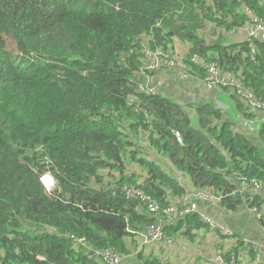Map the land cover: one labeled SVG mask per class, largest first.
<instances>
[{"label":"trees","instance_id":"16d2710c","mask_svg":"<svg viewBox=\"0 0 264 264\" xmlns=\"http://www.w3.org/2000/svg\"><path fill=\"white\" fill-rule=\"evenodd\" d=\"M253 17L264 0H0V264H107L92 253L106 248L121 264H185L181 240L199 261L202 211L232 232L223 261L264 264V39L229 40ZM175 40V70L144 68ZM194 54L258 105L230 86L174 97L180 68L206 74ZM221 92L236 113L215 105ZM191 189L218 199L171 222ZM155 227L160 246L142 243Z\"/></svg>","mask_w":264,"mask_h":264},{"label":"built area","instance_id":"2783aa9c","mask_svg":"<svg viewBox=\"0 0 264 264\" xmlns=\"http://www.w3.org/2000/svg\"><path fill=\"white\" fill-rule=\"evenodd\" d=\"M245 13L248 15H251V11L248 9H244ZM246 31L248 33L249 37H261L262 39H264V21H262L261 19L257 18V17H253L252 18V22L250 23V25H248L246 27ZM162 53L158 50H146L145 51V57L146 60H148V62L145 65V69H156L159 68L160 65L162 66H169L170 69L175 70V62H177V58H175L174 60H165L162 59L161 57ZM160 58L164 61L160 62ZM192 62L198 63L200 65H204L205 69H206V74L203 78H201L199 81L194 79L195 76L194 74H192L191 72H189L188 70H179L178 75L176 76L178 78V80H182L185 82H192V80H196L201 84V87L204 90L210 91L215 89L216 87H224V86H230V87H235L238 90V93H240L243 97H245L248 100L249 106L254 107L256 105H258L253 99L251 94L242 91L240 89V82L235 79L232 74L230 73H222L219 69V67L213 63V62H209L207 63L205 61V59H203L201 56L199 55H192L191 59ZM174 67V68H173ZM183 84V83H182ZM138 89L141 91H144L146 94H152L154 92V89L152 87H147L145 85L139 84L138 85ZM260 107L262 108V113H263V117L264 118V103L260 105ZM173 136L176 138V140L179 143H182L181 141V135L178 131H174L173 132ZM40 181L42 182L43 186L47 189V190H51L53 189L54 185H55V181L53 179V177L48 174V173H44L41 175L40 177ZM256 188H259L258 185L255 186ZM127 195L132 196L135 191L133 189H128L126 190ZM144 199V198H142ZM218 199V197L213 196L212 194H210L209 192L203 191V190H194L191 189L190 191L187 192V194L181 199L182 203L181 206H179L180 208H176L174 206H171L168 208V217L169 220H171V222H173L176 218L183 216L184 214L187 213H192V212H197L198 211V203L197 201H206V202H215ZM152 210L155 207H150ZM203 220L205 222H207L208 220H206L207 218L202 216ZM208 223V222H207ZM212 225V224H211ZM215 227V225H214ZM218 228V227H217ZM222 230V232H220L221 235H223L224 237H227L229 235L232 234L231 230L228 228H224V229H220ZM150 230H154L156 232L157 235H159L161 237V230L159 227H155V228H151ZM149 230V231H150ZM148 231V233H149ZM158 236V238L160 239V237ZM154 237L157 236H153ZM80 243H82L83 245H85V242L83 240V238L78 240ZM152 239L151 237L147 236L144 238V240L142 241V243H149L151 242ZM93 256L101 259L102 261H105L107 264H121V260L123 258L122 254H119L117 252H114L113 250L106 248L104 250H99V249H94L92 250ZM258 256V255H257ZM217 258H221V254L218 255ZM230 264H235V262L233 260H231Z\"/></svg>","mask_w":264,"mask_h":264},{"label":"rangeland","instance_id":"374dc122","mask_svg":"<svg viewBox=\"0 0 264 264\" xmlns=\"http://www.w3.org/2000/svg\"><path fill=\"white\" fill-rule=\"evenodd\" d=\"M246 29V28H245ZM243 34H241L240 35V37H247L248 36V33H247V31L246 30H242L241 31ZM208 34H209V37H211L212 36V34H211V32L209 31L208 32ZM231 34V33H230ZM214 36H216V34L215 35H213L212 36V38L214 37ZM180 45H181V43L180 42H178V41H174V44H172V49L170 50L171 52H169V53H166V55H165V57H166V59L165 60H172V59H175V58H180V56H182V55H184L185 53L184 52H182V51H184V48L183 47H180ZM8 47H9V49H13L14 47H13V44L11 43V42H9L8 43ZM162 61H164V60H162L161 58H160V62H162ZM161 66V65H160ZM163 67V66H162ZM169 67V66H168ZM183 84H185V92H186V96H187V98L188 99H191V100H198L199 98H201L203 95H204V90L201 88V87H198V86H196V88H195V90L193 91V90H191V89H189L188 88V82H185V81H182V80H180ZM181 83V86L183 85ZM174 85H175V87H176V89H177V92L175 93V96L174 97H179V99H181V94H182V92H181V90H179L180 89V87L181 86H177L178 84H177V82H175L174 83ZM176 91V90H175ZM178 91H179V95L177 94L178 93ZM227 101V100H226ZM225 100H223V99H221V98H219L218 100H216V103H215V105L219 108V109H221V110H223V111H225V112H227L228 111V109H230V110H232V104H230L228 101L226 102ZM202 202H204V201H202ZM202 213L204 214V217H206L207 219L206 220H208L207 222L210 224V231H208V232H206L207 233V236H206V238H207V240H216V241H222L220 238H219V236L218 235H211V233L212 232H214V231H218V232H222V230H219L218 228H222V229H224V228H228V229H230L229 227H227V226H225V225H223V222L220 220V219H217L215 216H209L208 214H205V211H202ZM240 218H243L242 216L240 217ZM212 224V225H211ZM214 225H215V227H214ZM218 227V228H217ZM205 233V234H206ZM153 236H157V237H154V239H153ZM158 236L159 235H157L156 234V232L154 231V230H150L149 231V233H148V237L150 238L151 237V239H152V241L151 242H149V243H155L157 246H160V244H159V242L161 241V237H160V239L158 238ZM149 243H145L146 245H148ZM168 243V242H167ZM174 242H172L171 240H169V246H171V247H173L171 244H173ZM198 244H193V247H194V249H195V251H198V249L196 248V246H197ZM218 245V244H217ZM214 244H208V243H206L205 244V246H204V248H205V250L203 249V248H201V252L203 253V255L206 257V259L205 260H203V262L202 263H199V264H213V261L215 260L216 261V264H217V262L219 263L221 260H222V258H215V256H214V253H213V250L214 249H216L217 248V246L215 245L214 247ZM182 247V252L181 251H179V249H175L174 250V252L176 253V254H178V255H182L183 253H185V250H184V247L183 246H181ZM193 249V250H194ZM176 254H172V255H168V257L171 259V260H175L174 258H175V255ZM221 254V252H219V255ZM183 257V256H182ZM186 259H188V258H186ZM213 260V261H212ZM195 262H197V261H195L194 259H192V258H189L188 260H185L184 261V263L185 264H197V263H195ZM122 263V262H121ZM224 263V262H223Z\"/></svg>","mask_w":264,"mask_h":264},{"label":"crops","instance_id":"0c3cea01","mask_svg":"<svg viewBox=\"0 0 264 264\" xmlns=\"http://www.w3.org/2000/svg\"><path fill=\"white\" fill-rule=\"evenodd\" d=\"M242 30H246V29L243 28V29H241V30H237L233 35H231V37L228 36V37H230L231 39H229L228 37H227V38H228L230 41H231V40L240 41V40H243V39L247 38V37H240V35L243 34V33L241 32ZM185 50H186V49H184V51H185ZM182 52H183V51H182ZM184 53H185V52H184ZM180 58H181V57H180ZM180 83H182V82L180 81ZM187 86H188L189 89H191V90L194 91V89L196 88V86L201 87V84H200L198 81H196V80H192V82L188 83ZM169 87L171 88V90L169 89L168 92H169V93H172V91H173V86L169 85ZM201 88H202V87H201ZM179 90H181L182 95L186 96V92H185V84H183V85L180 87ZM178 93H179V91H178ZM184 96H181V99H180L181 102H183V100H187ZM186 97H187V96H186ZM219 98H221V99H223V100H225V101L227 100L230 104H232L231 101H229V97L227 96V94H225V93H223V92L220 93V95H219V97L217 98V100H218ZM227 101H226V102H227ZM184 103H185V102H184ZM227 112H230L231 114H232V113H236V111H235V107L232 106V110L228 109ZM211 235H214V234L211 233ZM262 236H263V235H262ZM219 237H222V238H221L222 241H216V240H211V239H210V240H207V241H203V242L199 243V244L196 246V248L198 249V251H195V249H194V250H193V251H194V254H198V256H199V258H201V260L197 261V258H195L194 256H193V257L190 256L189 258H192V259H194L195 261H197V262H195V263H197V264H199L198 262L202 263V261L205 260L206 257L203 255V253H202L200 250H201V248H203V249L205 250L204 246H205L206 243H208L209 245H210V243H211V245L214 244V246H215L216 244L219 245V246H217L216 249L213 250L214 256H215V258H217L218 255H219V252H223V251H224V250H223V249H224L223 245L227 242V240H226V242L223 241V240H224L223 238H226V237L221 236L220 234H219ZM184 244H185V242H184L183 240H181L180 243H179V246H178V247H180V250H179V251L182 252V250H181V245H184ZM222 244H223V245H222ZM214 246H213V247H214ZM186 247H187V244H185V249H186ZM184 256H186L185 253H184ZM184 256H183V260H184V261L189 259V258L186 259L187 257H184ZM221 258H222V254H221ZM239 259H242V262H243V263H241V264H252L251 262L248 261L247 256H246L244 253L240 255V258H239ZM212 261H213V260H212ZM223 262H224V263H223ZM209 264H210V263H209ZM213 264H216V261H215V260L213 261ZM217 264H228V263H226V262L223 261V259H222L219 263L217 262Z\"/></svg>","mask_w":264,"mask_h":264},{"label":"water","instance_id":"95a60500","mask_svg":"<svg viewBox=\"0 0 264 264\" xmlns=\"http://www.w3.org/2000/svg\"><path fill=\"white\" fill-rule=\"evenodd\" d=\"M186 123H189V119H184Z\"/></svg>","mask_w":264,"mask_h":264}]
</instances>
